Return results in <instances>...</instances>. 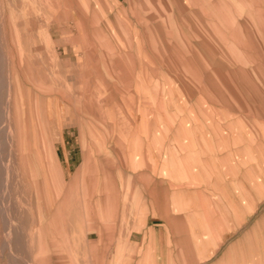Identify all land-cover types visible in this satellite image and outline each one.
<instances>
[{"label":"rangeland","instance_id":"374dc122","mask_svg":"<svg viewBox=\"0 0 264 264\" xmlns=\"http://www.w3.org/2000/svg\"><path fill=\"white\" fill-rule=\"evenodd\" d=\"M99 2L0 0V264L104 261L94 161L115 176L107 125L125 113L135 145L164 143L172 160L195 137L246 148L262 201L240 255L264 264V0ZM107 16L133 22L132 57L103 41Z\"/></svg>","mask_w":264,"mask_h":264},{"label":"crops","instance_id":"0c3cea01","mask_svg":"<svg viewBox=\"0 0 264 264\" xmlns=\"http://www.w3.org/2000/svg\"><path fill=\"white\" fill-rule=\"evenodd\" d=\"M124 2L99 3L101 9H120L127 7ZM95 24L109 47L118 50L125 43L126 55L133 56L132 21L107 16ZM125 86L132 96L133 85ZM115 104L132 105V97L118 98ZM133 122L134 115L125 113L107 125L112 138L109 160H117L110 167L115 176L102 177L107 167L101 159L94 161V205L105 218L104 225L96 222L94 229L104 259L99 264H256L240 255L244 244L239 235L249 223L256 231L252 223L262 201L255 185L257 162L246 165V148L201 145L205 140L195 137L188 145L176 146L172 160L169 154L174 152L164 143L150 146L149 137H141L135 145Z\"/></svg>","mask_w":264,"mask_h":264}]
</instances>
